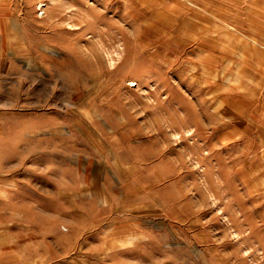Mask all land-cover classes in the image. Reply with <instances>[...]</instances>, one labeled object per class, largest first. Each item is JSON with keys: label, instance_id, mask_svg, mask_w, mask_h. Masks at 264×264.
<instances>
[{"label": "rangeland", "instance_id": "374dc122", "mask_svg": "<svg viewBox=\"0 0 264 264\" xmlns=\"http://www.w3.org/2000/svg\"><path fill=\"white\" fill-rule=\"evenodd\" d=\"M64 1L0 0V264H264V0Z\"/></svg>", "mask_w": 264, "mask_h": 264}, {"label": "bare ground", "instance_id": "6f19581e", "mask_svg": "<svg viewBox=\"0 0 264 264\" xmlns=\"http://www.w3.org/2000/svg\"><path fill=\"white\" fill-rule=\"evenodd\" d=\"M65 1H66V0H65ZM65 1H64V2H65ZM66 2H67V1H66ZM97 3H98V1H97ZM64 4H65V3H64ZM147 4H148V3H147ZM101 6H102V5H101ZM144 6H145V5H144ZM149 6H150V5H149ZM62 7H65V6H62ZM102 7H104V6H102ZM145 8H147V7L145 6ZM176 11H177V10H176ZM216 11H217V10H216ZM100 13H101V12H100ZM100 13H99V14H100ZM172 13H173V12H172ZM97 14H98V13H97ZM99 14H98V15H99ZM225 15H226V14H225ZM67 16H68V15H67ZM153 16H154V15H153ZM221 16H222V15H221ZM72 18H73V17H72ZM72 18H70V19H72ZM152 19H153V18H152ZM232 20H233V19H232ZM151 22H152V21H151ZM172 31H173V30H172ZM142 33H143V31H142ZM152 33H153V32H152ZM181 34H182V33H181ZM157 35H158V34H157ZM201 37H202V36H201ZM138 38H139V37H138ZM148 38H149V37H148ZM141 39H142V38H141ZM143 40H144V39H143ZM213 42H214V41H213ZM209 43H210V42H209ZM204 44H205V43H204ZM233 44H234V43H233ZM206 45H207V44H206ZM142 46H143V45H142ZM237 46H238V45H237ZM209 47H210V46H209ZM239 47H240V46H239ZM239 47H238V48H239ZM143 49H145V48H143ZM226 49H227V48H226ZM216 50H217V49H216ZM149 53H150V52H149ZM208 53H209V52H208ZM220 53H221V52H220ZM218 66H219V65H218ZM209 70H210V69H209ZM213 71H214V70H213ZM214 73H215V72H214ZM240 73H241V72H240ZM239 76H240V75H239ZM242 77H244V76L242 75ZM243 87H244V86H243ZM247 90H248V89H247Z\"/></svg>", "mask_w": 264, "mask_h": 264}]
</instances>
